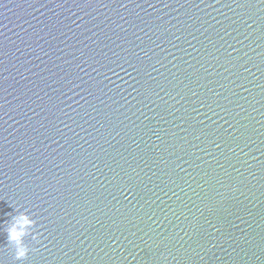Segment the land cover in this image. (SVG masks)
Returning a JSON list of instances; mask_svg holds the SVG:
<instances>
[{
	"label": "water",
	"instance_id": "1",
	"mask_svg": "<svg viewBox=\"0 0 264 264\" xmlns=\"http://www.w3.org/2000/svg\"><path fill=\"white\" fill-rule=\"evenodd\" d=\"M17 209L0 264H264V0H0Z\"/></svg>",
	"mask_w": 264,
	"mask_h": 264
},
{
	"label": "clouds",
	"instance_id": "2",
	"mask_svg": "<svg viewBox=\"0 0 264 264\" xmlns=\"http://www.w3.org/2000/svg\"><path fill=\"white\" fill-rule=\"evenodd\" d=\"M35 220L28 210L20 212L16 210L15 215H11L10 219L0 224V228L6 233L8 245L13 252V258L16 261H25L32 250L26 237L33 233ZM35 239V236H33Z\"/></svg>",
	"mask_w": 264,
	"mask_h": 264
}]
</instances>
